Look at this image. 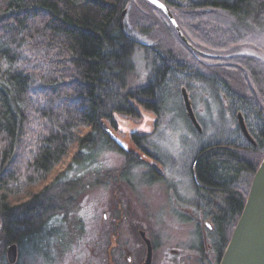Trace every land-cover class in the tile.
Returning <instances> with one entry per match:
<instances>
[{"label":"trees","instance_id":"trees-1","mask_svg":"<svg viewBox=\"0 0 264 264\" xmlns=\"http://www.w3.org/2000/svg\"><path fill=\"white\" fill-rule=\"evenodd\" d=\"M159 1L190 46L146 0H0V256L12 244L18 251L30 246L51 217L74 205L76 184L67 172L30 193L71 154L68 171L99 144L132 165L140 164L138 155L150 157L142 145L147 135H129L133 150L126 152L104 124L120 135L115 116L139 124L142 112L158 114L177 75L228 103L235 119L241 113L257 142L256 149L216 142L193 159L203 185L235 200L232 234L264 159V0ZM141 47L151 51L154 80L130 91Z\"/></svg>","mask_w":264,"mask_h":264},{"label":"rangeland","instance_id":"rangeland-1","mask_svg":"<svg viewBox=\"0 0 264 264\" xmlns=\"http://www.w3.org/2000/svg\"><path fill=\"white\" fill-rule=\"evenodd\" d=\"M189 1L199 3L201 0ZM150 53L151 51L141 47L133 55V72L128 77V90L144 88L154 80ZM182 88L187 89L194 113L202 127L201 133L193 127L187 116ZM161 99L159 113H144L139 124L119 117L117 124L121 134L117 135L129 142V147L133 150L128 135L146 133L143 148L163 164L167 181L149 183L155 176L149 175L148 166L152 162L148 158H143L141 164L132 165L124 155L109 146L99 144L86 155L85 164L68 171L73 157L71 154L45 182L34 186L30 193L39 194L56 176L67 172V180L76 184L72 193L74 205L68 206L67 214L57 212L44 224L40 232L33 236V243L18 251L16 264H44L41 258H35L34 251L43 252L41 255L43 254L47 263L45 252L66 251L69 255L67 260L63 263L62 260L60 263L57 260L56 264H73L72 256L82 252L79 251L82 248L80 240L90 239L93 235H108L110 217L119 215V210L124 216H132L134 213L133 217L163 219L170 212L166 185L175 179V184L180 185L191 160L203 145L243 142L228 105L218 104L204 86L192 85L186 77L177 75L166 84ZM137 157L140 158V155ZM22 201H27V197ZM104 213L109 219H103ZM80 227L84 230L81 231ZM0 264H9L7 250L5 255L0 256Z\"/></svg>","mask_w":264,"mask_h":264},{"label":"flooded vegetation","instance_id":"flooded-vegetation-1","mask_svg":"<svg viewBox=\"0 0 264 264\" xmlns=\"http://www.w3.org/2000/svg\"><path fill=\"white\" fill-rule=\"evenodd\" d=\"M196 119L198 121L197 117ZM241 135L243 142L240 143L256 149L257 142L251 135L254 143L249 142L242 133ZM210 144L203 145L200 149ZM148 155L150 157L144 156L152 162L148 166V172L155 176L148 182H166L163 164L149 153ZM139 159L142 160L143 157ZM193 159L179 186L175 184L176 179L166 185L170 211L167 216L163 219L133 217L134 213L132 216H124L119 210V215L110 217L108 235H93L90 239L80 240L82 248L79 251L82 252L72 256L73 264H145L149 244L152 251L151 264H220L232 236L230 228L237 219L235 200H231L230 207L229 196L203 185L199 179V170L193 167ZM244 188V177L241 175L238 184V197L241 199L244 198ZM103 219L107 220L109 217L104 213ZM80 230L83 231L84 228L80 227ZM57 252L59 253L45 252L49 264H56L57 260L59 263L62 260L63 263L69 257L66 251ZM41 253L43 252H33L35 258H41L44 264H48L43 259L44 253Z\"/></svg>","mask_w":264,"mask_h":264},{"label":"water","instance_id":"water-1","mask_svg":"<svg viewBox=\"0 0 264 264\" xmlns=\"http://www.w3.org/2000/svg\"><path fill=\"white\" fill-rule=\"evenodd\" d=\"M146 1L154 7L162 10L167 15L180 38L188 46H190L189 42L184 37L178 24L176 23L170 9L159 0H156L155 3L153 0ZM161 5L163 6L161 7ZM126 14L127 10L123 12L121 17L122 28H124V19ZM181 92L186 113L191 124L198 132H202L201 125L196 119L187 90L182 88ZM142 115L144 116L143 112ZM118 118V116H115L116 124ZM237 121L243 136L249 142L254 143L241 113L237 115ZM104 128L117 146L126 152H131L129 142L122 140L113 130L109 128L108 125L104 124ZM142 135L147 134L144 133ZM147 243L149 244V242ZM17 257L18 247L16 244H12L7 248V258L9 264H16ZM151 262L152 251L149 244V252L145 264H151ZM220 264H264V159L255 173L242 214L233 230Z\"/></svg>","mask_w":264,"mask_h":264},{"label":"snow or ice","instance_id":"snow-or-ice-1","mask_svg":"<svg viewBox=\"0 0 264 264\" xmlns=\"http://www.w3.org/2000/svg\"><path fill=\"white\" fill-rule=\"evenodd\" d=\"M153 2L155 3L156 2V0H153ZM163 5H161V7H162Z\"/></svg>","mask_w":264,"mask_h":264}]
</instances>
